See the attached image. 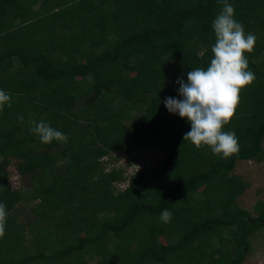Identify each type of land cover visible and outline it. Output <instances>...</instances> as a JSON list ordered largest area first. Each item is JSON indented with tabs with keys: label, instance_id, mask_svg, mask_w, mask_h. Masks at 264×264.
Returning <instances> with one entry per match:
<instances>
[{
	"label": "trees",
	"instance_id": "1",
	"mask_svg": "<svg viewBox=\"0 0 264 264\" xmlns=\"http://www.w3.org/2000/svg\"><path fill=\"white\" fill-rule=\"evenodd\" d=\"M38 1L0 0V90L11 96L0 109V264H243L264 200L241 207L249 183L231 172L264 161V0H229L258 40L246 53L256 78L223 129L239 139L228 159L184 141L190 123H171L164 105L182 99L179 78L209 65L222 0H42L33 12ZM29 120L68 142L42 143ZM163 141L172 150L157 165L128 178L110 166L115 152ZM13 158L26 188L8 183Z\"/></svg>",
	"mask_w": 264,
	"mask_h": 264
},
{
	"label": "clouds",
	"instance_id": "2",
	"mask_svg": "<svg viewBox=\"0 0 264 264\" xmlns=\"http://www.w3.org/2000/svg\"><path fill=\"white\" fill-rule=\"evenodd\" d=\"M222 4V10L212 21L215 43L211 47L209 65L191 69L186 82L179 78L177 91L182 99L169 96L164 105L170 113L178 114L190 123L184 141H190L197 148L207 146L216 156L228 159L239 151V139L235 131L223 129L236 113L241 89L251 85L256 78L249 69L246 53L254 50L258 37L246 33L243 24L234 18L235 8L229 0H222ZM10 101L11 96L0 90V109L6 104L10 107ZM19 119L23 122L24 117ZM28 123L29 131L44 144L68 142L62 131L44 120H29ZM7 216L6 205L0 202V236L5 234ZM171 217L172 213L165 209L159 219L168 223Z\"/></svg>",
	"mask_w": 264,
	"mask_h": 264
},
{
	"label": "rangeland",
	"instance_id": "3",
	"mask_svg": "<svg viewBox=\"0 0 264 264\" xmlns=\"http://www.w3.org/2000/svg\"><path fill=\"white\" fill-rule=\"evenodd\" d=\"M136 73V67L130 71L131 75ZM80 77H78L79 79ZM179 115L170 116V122L174 123ZM172 148L165 142L152 144L149 147H134L130 153L115 152L113 162L110 166L124 169L126 178L140 169L146 170L164 160V157L171 152ZM109 160V156L104 158ZM108 166V167H110ZM8 183L13 188H26L25 180L18 173L15 167V159L7 167ZM231 174L239 175L244 181L249 183L248 189L238 198L241 207L253 210L254 205L259 200H264V161L240 160ZM152 179L160 182V179L153 174ZM153 180V181H154ZM128 184L124 180L118 184L120 189H124ZM2 181H0V187ZM252 252L247 255L243 264H264V230L256 233L251 240Z\"/></svg>",
	"mask_w": 264,
	"mask_h": 264
},
{
	"label": "crops",
	"instance_id": "4",
	"mask_svg": "<svg viewBox=\"0 0 264 264\" xmlns=\"http://www.w3.org/2000/svg\"><path fill=\"white\" fill-rule=\"evenodd\" d=\"M41 4H42V0H39L38 2L34 3V5L32 6L33 12H37V10H38V8H39V6ZM6 21L10 22L9 17L6 18ZM13 24H15V26L17 25L16 28H17V30H18L19 33H22V32H24L26 30L25 29L26 26L23 25V24H19L18 23V20L14 21ZM16 28L10 27L9 28V32H13L14 31L13 29H16ZM59 30H60V27H59V29L57 28V32H58L57 34H60L61 33V31H59ZM5 46H6V41L5 40L4 41H1L0 42V48L5 47Z\"/></svg>",
	"mask_w": 264,
	"mask_h": 264
}]
</instances>
